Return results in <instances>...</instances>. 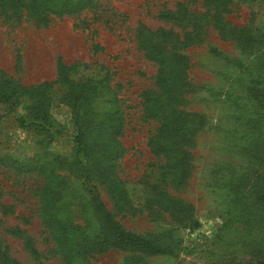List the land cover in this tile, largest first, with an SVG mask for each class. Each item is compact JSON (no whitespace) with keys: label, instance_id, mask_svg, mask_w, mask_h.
Listing matches in <instances>:
<instances>
[{"label":"rangeland","instance_id":"rangeland-1","mask_svg":"<svg viewBox=\"0 0 264 264\" xmlns=\"http://www.w3.org/2000/svg\"><path fill=\"white\" fill-rule=\"evenodd\" d=\"M178 1L192 9L204 10L203 0H96L94 6L74 15L52 16L35 23L29 6L20 16L5 20L0 15V68L24 85L52 80L58 57L66 63L84 64L75 79L111 73V85L118 93L124 117L118 137L125 148L117 161L116 173L134 204L128 209L115 204L103 186L94 182L100 199L123 229L166 242L173 254L148 255L134 249L110 248L88 256L90 264H120L132 254H141L146 264H264V206L257 205L254 182L258 162L243 147L254 132L256 119L248 88L254 73L253 54L242 49L231 36L221 35L211 26L204 39L184 47V108L203 114L205 122L195 133L188 150L191 170L176 197L191 203L196 225H183L169 211L143 207V182H154L162 158L153 156L147 139L158 127L157 119L143 112L141 92L156 88V65L137 46L140 24L181 32L159 18V12L174 9ZM230 25L257 29L264 24V0H233L224 14ZM99 50L94 51L93 45ZM99 74V75H100ZM49 112L60 128L48 138L28 123L22 124L27 101L0 104V155L14 160L0 165V264H62L52 252V241L38 213V193L42 178L35 171L47 153L70 157L77 133L71 112L61 100L63 88L54 86ZM96 110L101 109L95 104ZM61 126V127H60ZM254 135L264 142V122ZM18 162V163H17ZM18 167V168H17ZM239 185V191L231 186ZM76 190V191H75ZM85 192L80 180H72L68 199ZM11 206L12 211H6ZM79 223L90 235L98 230L88 206L78 208ZM18 227L22 234L10 228ZM39 251L34 257L26 239Z\"/></svg>","mask_w":264,"mask_h":264},{"label":"trees","instance_id":"trees-1","mask_svg":"<svg viewBox=\"0 0 264 264\" xmlns=\"http://www.w3.org/2000/svg\"><path fill=\"white\" fill-rule=\"evenodd\" d=\"M95 1L0 0V15L5 20H13L28 5L35 23L44 24L52 16L74 15L91 8ZM232 1L203 0L202 11L178 1L174 9L163 10L158 16L166 23L179 27L180 33L171 27L152 30L140 24L136 34L137 46L157 67L154 80L156 88L143 90L140 96L143 112L159 122L148 137L147 146L153 156L163 159L157 167L156 181L143 182L145 192L142 206L163 208L184 226L197 224L192 215L194 206L176 197L167 188L177 190L186 184L192 166L188 147L195 133L203 126L205 118L201 113L184 108L188 59L181 50L201 42L209 26L218 31L221 37L231 35L242 49L254 55L255 71L247 93L253 101L257 118H249L255 122L250 125L254 132L249 131L251 138H248L243 150L258 162L254 196L257 205L264 206V142L258 135L254 137L258 123L264 122V24L257 29L248 25H230L224 20V14L230 11ZM93 49L99 50L100 46L94 44ZM83 66L81 62L66 64L58 57L55 78L30 85L20 83L0 68V104H16L26 100L22 124L28 123L29 127L45 133L49 139L53 137V132L57 135L60 133L59 126L49 112L53 89L57 86L63 88L61 100L70 109L77 131L73 155L64 157L47 153L45 159H39L41 164L35 170L42 178L38 213L53 243L52 252L59 256L62 264H90L86 261L88 256L110 248L134 249L148 255L173 254L174 247L171 244L123 229L100 199L94 182L105 188L115 204L128 209L135 207L125 181L116 173L117 161L125 150L118 139L122 134L124 117L118 104V93L110 83L111 73L106 70L102 75L98 73L83 80L75 79L76 72ZM95 104L100 105L101 109L96 110ZM9 159L8 155H0V165L14 163V160L9 162ZM72 180H80L81 185L85 186V192H75L73 201L68 199ZM239 187L231 186V189L239 191ZM81 205L89 207L97 223L95 234L90 235L75 222L80 215L78 208ZM4 208L7 212L12 211L11 206ZM10 230L14 234H22L18 227ZM26 246L34 257L39 258V251L29 238L26 239ZM120 264L146 263L141 254H132Z\"/></svg>","mask_w":264,"mask_h":264}]
</instances>
